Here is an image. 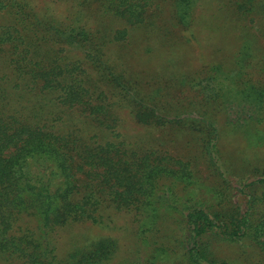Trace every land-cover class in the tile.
Here are the masks:
<instances>
[{
    "label": "trees",
    "instance_id": "1",
    "mask_svg": "<svg viewBox=\"0 0 264 264\" xmlns=\"http://www.w3.org/2000/svg\"><path fill=\"white\" fill-rule=\"evenodd\" d=\"M199 1L173 0L175 26L189 30L193 16L195 24ZM227 1L241 16L264 15V0ZM80 2L126 27L100 32L65 25L35 13L24 0H0V257L22 264H108L116 239L98 238L59 258L52 234L70 224L105 225L109 210L141 223L147 215L155 229L175 216L172 239L183 264H235L214 256V240H248L264 254V167L243 164L237 172L220 148L226 129H243L249 139L252 129L264 127V83L245 79L248 70L264 72V58L255 60L244 42L232 64L172 76L190 98L164 99L160 91H145L108 55L126 41L128 27L147 23L153 0ZM13 93L34 103L13 105ZM114 108L125 109L138 125L187 136L219 190L202 197L191 162L137 149L119 136ZM61 109L80 112L79 123L98 131L94 139L64 122ZM232 176L245 196L241 213L226 202ZM25 218L35 221V229Z\"/></svg>",
    "mask_w": 264,
    "mask_h": 264
},
{
    "label": "rangeland",
    "instance_id": "2",
    "mask_svg": "<svg viewBox=\"0 0 264 264\" xmlns=\"http://www.w3.org/2000/svg\"><path fill=\"white\" fill-rule=\"evenodd\" d=\"M24 1L40 16L46 15L65 25L81 24L100 32L126 27L120 20L102 16L95 6L83 5L80 0ZM172 6L173 0H153L148 8L147 23L144 26L128 27L126 41L111 46L108 51L111 59L121 65L128 76L141 82L145 91H160V94L165 96L164 99L166 95V99L190 98L191 94L181 88L178 82L173 81V77L192 75L215 62L232 64L244 42L251 44L257 56L255 60L264 58L263 13L241 16L227 0H200L195 8L196 22L194 24L193 16L191 28L185 31L175 26L172 21ZM3 22L5 21L0 18V23ZM262 66L264 69V64ZM249 71L245 79L264 83V72ZM9 100L16 101L13 105L23 103L32 106L34 103L26 95L18 97V93L11 94L8 102ZM58 112L64 122H72L76 129L85 130L87 136L94 139L93 135L98 131L86 129V126L79 123L82 118L77 114L80 112L66 109ZM113 112L115 117H118L116 131L119 136L125 137L133 145H138L137 149H149L157 154H168L191 162L194 189H198L202 197L208 198L219 190L216 179L206 170L199 150L189 142L187 136L172 128L138 125L122 108H114ZM257 130L259 131L251 130L249 139L245 137L243 129L224 130L220 140L223 159L234 166L237 172L243 168V164L253 166L252 168L264 167V127ZM227 179L233 191L228 195L226 202L230 203L229 206L231 203L236 205L241 213L246 209V205L245 196L240 193V183L237 182L236 176ZM159 211L163 214L169 212ZM106 215V224L102 226L85 222L58 228L52 234L58 257L63 258L76 247L98 238L111 237L116 239L118 250L108 264H183L180 248L172 239L174 233L171 230L176 228L172 219L175 216L159 223L155 229L146 220L147 215L142 219V223L124 212L109 210ZM146 221L149 223H143ZM23 223H27L31 230L35 229L33 219L25 218ZM211 244L218 260L235 264H264V254L248 240L235 243L214 240ZM0 264L22 263L0 257Z\"/></svg>",
    "mask_w": 264,
    "mask_h": 264
}]
</instances>
